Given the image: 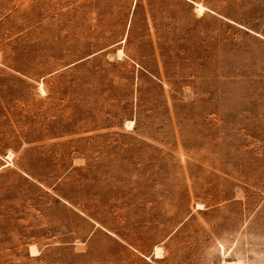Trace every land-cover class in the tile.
I'll return each instance as SVG.
<instances>
[{
  "label": "rangeland",
  "instance_id": "374dc122",
  "mask_svg": "<svg viewBox=\"0 0 264 264\" xmlns=\"http://www.w3.org/2000/svg\"><path fill=\"white\" fill-rule=\"evenodd\" d=\"M0 264H264V0H0Z\"/></svg>",
  "mask_w": 264,
  "mask_h": 264
},
{
  "label": "bare ground",
  "instance_id": "6f19581e",
  "mask_svg": "<svg viewBox=\"0 0 264 264\" xmlns=\"http://www.w3.org/2000/svg\"><path fill=\"white\" fill-rule=\"evenodd\" d=\"M197 10H198V12H203L204 11V7L203 6H201V5H197ZM42 91L44 92V89H42ZM131 125L133 124V123H130ZM199 207L201 208L202 206L201 205H199ZM33 251L35 252L36 250H35V248H33ZM161 251H162V248L160 247H157V249H156V253L157 254H160L161 253ZM38 253V252H37ZM163 253V252H162ZM162 255V254H161Z\"/></svg>",
  "mask_w": 264,
  "mask_h": 264
}]
</instances>
